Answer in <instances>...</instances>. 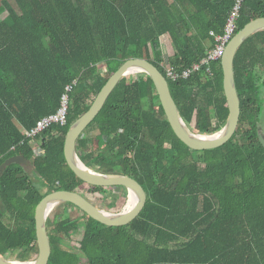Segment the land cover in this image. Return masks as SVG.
Listing matches in <instances>:
<instances>
[{"label": "trees", "instance_id": "16d2710c", "mask_svg": "<svg viewBox=\"0 0 264 264\" xmlns=\"http://www.w3.org/2000/svg\"><path fill=\"white\" fill-rule=\"evenodd\" d=\"M235 3L2 0L0 17L3 12L7 16L0 19V166L24 156L48 189L36 186L21 165L7 167L0 180V256L20 262L37 257L35 213L46 195L68 190L86 196L84 186L108 195L109 188L87 185L70 169L65 140L127 60L144 58L160 70L193 131L212 135L225 126L229 108L221 58L188 78L181 74L201 65L215 47L212 33L224 34ZM259 17H264V0H245L237 32ZM166 35L175 50L168 65L162 43ZM167 66L180 76L172 78ZM234 74L241 103L238 130L227 144L208 151L192 150L176 136L148 75L120 81L79 138L78 154L94 171L136 179L147 204L122 227L106 226L72 203L59 205L67 213L47 221L49 264H264V147L259 139L264 31L240 47ZM75 80L67 124L28 138L26 131L59 109ZM34 143L43 155L35 153ZM116 188L128 195L125 187L111 190ZM75 210L82 215H73ZM81 229L79 244L73 246V235Z\"/></svg>", "mask_w": 264, "mask_h": 264}, {"label": "water", "instance_id": "95a60500", "mask_svg": "<svg viewBox=\"0 0 264 264\" xmlns=\"http://www.w3.org/2000/svg\"><path fill=\"white\" fill-rule=\"evenodd\" d=\"M260 31H264V17L256 18L248 23L241 31L237 32L226 46L221 58V64L224 73V91L229 108V118L225 126L212 135L196 133L187 125L172 96L166 77L152 62L144 58L127 60L110 77L107 84L95 98L91 108L71 125L65 140V158L70 169L87 185L103 188L125 187L128 190L129 198L132 194L136 196V205L130 210L126 209L121 213H112L95 205L90 199L78 192L68 190L52 192L46 195L36 208L35 220L39 249L37 257L29 262H20L0 256V264H49L52 248L47 221L53 211L63 203L76 205L91 218L109 227L127 226L143 212L148 197L144 187L136 179L120 173H101L92 170L80 159L77 149L79 138L99 115L110 95L124 77L136 73L146 74L152 79L166 118L174 133L190 149L208 151L227 144L236 134L241 116V103L234 74V60L238 50L245 41ZM259 139L264 147V134L262 132L259 133ZM12 164L33 169L31 162L27 158L15 156L7 159L0 166V180L7 167Z\"/></svg>", "mask_w": 264, "mask_h": 264}, {"label": "built area", "instance_id": "2783aa9c", "mask_svg": "<svg viewBox=\"0 0 264 264\" xmlns=\"http://www.w3.org/2000/svg\"><path fill=\"white\" fill-rule=\"evenodd\" d=\"M244 1L245 0H236V3L228 17L224 34L222 36H219L212 33L216 40L215 47L211 51H209L208 56L202 60L201 65L195 64L192 68L183 71L181 74L183 78H188L192 73L198 72L202 65L209 64L212 61L222 58L227 44L237 34L238 20L240 18V12ZM167 70L168 74L174 79L180 76V74L174 73L168 66ZM77 84L78 80H75L72 84L66 87V92L61 99V105L55 113H52L40 119L34 129H32L31 131H26V136L28 138H35L40 133L49 129L53 125L65 126L67 124L68 111L70 107L69 93ZM34 149L37 155H43L45 153L43 148L37 145V143H34Z\"/></svg>", "mask_w": 264, "mask_h": 264}, {"label": "rangeland", "instance_id": "374dc122", "mask_svg": "<svg viewBox=\"0 0 264 264\" xmlns=\"http://www.w3.org/2000/svg\"><path fill=\"white\" fill-rule=\"evenodd\" d=\"M0 7H2V0H0ZM7 16L6 13L3 12L2 16L0 19H4ZM162 43H163V48H164V54H165V60H166V65H168V58L174 54V47L171 41V38L166 35L162 37ZM103 68V66H100ZM105 68V67H104ZM134 76V75H133ZM133 76H129V78H132ZM262 132L264 131V123L261 126ZM197 133V132H196ZM93 135H98V131H95L92 133ZM27 172L32 176V180L36 186L42 187L43 192H46L48 187L45 185H42L40 178L38 177L37 174L33 173V170L31 167L26 168ZM82 190L85 192V195L88 199H90L95 205L99 206L100 208L112 212V213H121L124 210H126V207L128 205L129 197L128 195L125 196V192L121 188H116L114 190H111V188L108 189V195L103 196L98 192H93L92 188L88 186H84ZM112 192L113 197L110 198L109 194ZM118 198V201L115 203V199ZM115 204V205H114ZM67 213V209L64 207L57 208L56 210L53 211V213L50 215L51 219L56 217V218H62L64 214ZM73 215L76 217L81 216L82 214L78 211L75 210L72 212ZM6 223L10 226L14 225V222L11 218H6L5 219ZM83 233V229H81L79 232L75 233L73 235V241L72 245L77 246L79 244V241L81 239V234ZM10 260L15 261V256H11L9 258Z\"/></svg>", "mask_w": 264, "mask_h": 264}, {"label": "bare ground", "instance_id": "6f19581e", "mask_svg": "<svg viewBox=\"0 0 264 264\" xmlns=\"http://www.w3.org/2000/svg\"><path fill=\"white\" fill-rule=\"evenodd\" d=\"M136 73L134 74H131V76L135 75ZM130 76V75H129ZM137 203V198L134 194H132L129 198V201H128V205L126 207L127 210H130L132 209ZM22 262V261H21ZM18 264H21V263H18Z\"/></svg>", "mask_w": 264, "mask_h": 264}, {"label": "crops", "instance_id": "0c3cea01", "mask_svg": "<svg viewBox=\"0 0 264 264\" xmlns=\"http://www.w3.org/2000/svg\"><path fill=\"white\" fill-rule=\"evenodd\" d=\"M38 145V144H37Z\"/></svg>", "mask_w": 264, "mask_h": 264}]
</instances>
